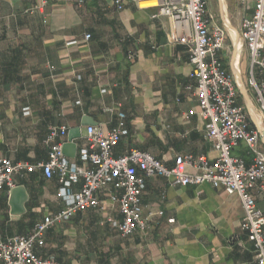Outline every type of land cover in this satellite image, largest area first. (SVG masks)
Wrapping results in <instances>:
<instances>
[{
  "label": "crops",
  "instance_id": "obj_1",
  "mask_svg": "<svg viewBox=\"0 0 264 264\" xmlns=\"http://www.w3.org/2000/svg\"><path fill=\"white\" fill-rule=\"evenodd\" d=\"M151 2L156 0H124L119 10L114 0H87L84 7L63 1L31 12L33 0H0V157L33 167L45 163L50 128L66 126L65 144L71 131L81 129L77 151L68 150L66 157L82 166L87 128L82 123L92 118L104 131H127L114 158L139 150L169 169L187 156L216 159L205 136L188 47L177 41L172 20L160 16L156 5L141 7ZM254 8V0H207V15L227 30L224 67L236 80L239 103L251 114L264 150V115L249 86L250 57L241 29ZM232 154L250 165L244 143ZM14 182L27 192L25 213L12 215L11 192L0 190V241L30 234L66 206L56 176L24 170ZM262 185L252 194L264 211ZM110 195L120 191L113 185L101 190L99 207L79 210L50 228L44 246L36 248L39 256L59 264H256L241 202L223 189L145 179L142 207L149 228L129 237L112 225L122 216Z\"/></svg>",
  "mask_w": 264,
  "mask_h": 264
},
{
  "label": "built area",
  "instance_id": "obj_2",
  "mask_svg": "<svg viewBox=\"0 0 264 264\" xmlns=\"http://www.w3.org/2000/svg\"><path fill=\"white\" fill-rule=\"evenodd\" d=\"M33 1L36 5L31 12H44L50 4L72 1L78 7H84L87 0ZM114 2L119 10L123 8L124 0ZM254 2V13L242 20L241 29L250 57L249 86L264 115V0ZM156 7L160 16L172 20L177 41L188 47L191 78L195 82L200 116L205 123V136L217 153L216 159L187 156L169 169L151 154L139 150L114 158L113 149L127 131L121 127L104 131L90 126L86 128L80 150L83 165L79 166L70 162L63 152L67 127L53 126L44 140L48 148L47 162L33 167L0 157V190L7 188L11 192L16 188V174L39 169L48 179L57 177L61 185L58 196L66 202L65 209L37 224L28 235L0 241V264H59L52 258L40 257L36 251L38 246H44L46 232L56 224L70 220L79 210L99 207V192L111 185L120 191L119 196L109 197L119 204L122 216L120 223H112L113 227L123 237L146 233L150 222L144 214L142 194L145 179L155 176L170 179L181 187L209 184L223 189L228 196H237L244 212L243 227L253 245L255 263L264 264V211L257 207L252 194L259 183L263 184L264 191V150L260 145L259 130L252 127L251 114L239 103L236 80L224 67L221 53L226 45L227 30L207 15V0H156ZM114 111L113 108L105 109L106 113ZM241 143L252 154L250 165L232 154ZM187 168H193L194 172L187 173ZM80 180H83L80 190L73 191V186Z\"/></svg>",
  "mask_w": 264,
  "mask_h": 264
},
{
  "label": "water",
  "instance_id": "obj_3",
  "mask_svg": "<svg viewBox=\"0 0 264 264\" xmlns=\"http://www.w3.org/2000/svg\"><path fill=\"white\" fill-rule=\"evenodd\" d=\"M95 122L92 118H85L82 127L94 126ZM81 138V129H75L70 132L68 142L63 146V152L68 156V150L77 151V144L74 142ZM28 195L24 187H17L11 191L10 206L12 215L20 216L25 213V203L27 202Z\"/></svg>",
  "mask_w": 264,
  "mask_h": 264
},
{
  "label": "bare ground",
  "instance_id": "obj_4",
  "mask_svg": "<svg viewBox=\"0 0 264 264\" xmlns=\"http://www.w3.org/2000/svg\"><path fill=\"white\" fill-rule=\"evenodd\" d=\"M156 3L155 2H151V3H142L141 7H151V6H155Z\"/></svg>",
  "mask_w": 264,
  "mask_h": 264
}]
</instances>
